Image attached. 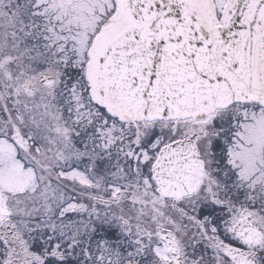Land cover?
<instances>
[{
  "label": "snow or ice",
  "instance_id": "obj_1",
  "mask_svg": "<svg viewBox=\"0 0 264 264\" xmlns=\"http://www.w3.org/2000/svg\"><path fill=\"white\" fill-rule=\"evenodd\" d=\"M0 264H264V0H0Z\"/></svg>",
  "mask_w": 264,
  "mask_h": 264
}]
</instances>
